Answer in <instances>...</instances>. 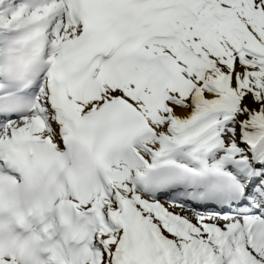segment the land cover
I'll return each mask as SVG.
<instances>
[{
  "label": "snow or ice",
  "instance_id": "snow-or-ice-1",
  "mask_svg": "<svg viewBox=\"0 0 264 264\" xmlns=\"http://www.w3.org/2000/svg\"><path fill=\"white\" fill-rule=\"evenodd\" d=\"M0 264H264V0H0Z\"/></svg>",
  "mask_w": 264,
  "mask_h": 264
}]
</instances>
